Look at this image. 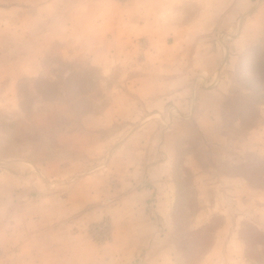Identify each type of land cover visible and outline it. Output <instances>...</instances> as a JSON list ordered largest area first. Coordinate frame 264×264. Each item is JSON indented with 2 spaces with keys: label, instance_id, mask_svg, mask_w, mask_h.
Wrapping results in <instances>:
<instances>
[{
  "label": "rangeland",
  "instance_id": "rangeland-1",
  "mask_svg": "<svg viewBox=\"0 0 264 264\" xmlns=\"http://www.w3.org/2000/svg\"><path fill=\"white\" fill-rule=\"evenodd\" d=\"M23 1L0 0V264H264V0H154L202 17L151 38L109 0L125 35L98 48Z\"/></svg>",
  "mask_w": 264,
  "mask_h": 264
},
{
  "label": "crops",
  "instance_id": "crops-1",
  "mask_svg": "<svg viewBox=\"0 0 264 264\" xmlns=\"http://www.w3.org/2000/svg\"><path fill=\"white\" fill-rule=\"evenodd\" d=\"M152 1L151 0H131L130 9L133 11L132 16H135V18L144 22L143 24L139 22L136 28H134L135 32L133 34V37L140 38L144 36L145 34L147 38H151V36L149 35L151 31L154 29L155 25H157L158 27L161 26V22L155 21V20H160V19L163 20V18L171 19L170 26H172V28L170 29L172 30L175 28H180V27H183L184 29L191 28L193 27L191 25L195 23L194 21H196L197 18L201 20L202 16L199 13L197 14V18L194 19L193 17H187L185 18V23L183 24L178 23V25H176V23H174L175 21H172V19L178 18V16L181 13V9H179L180 7L178 8L174 7L175 4H172L171 6L166 4V6L164 7L162 4L154 2V0ZM181 2H183V4L185 5L184 0H181ZM21 3L26 4L27 1H23ZM28 3H32V6H27L26 4L23 7V9L25 10L23 14H25L26 12L32 11V14H33L32 18H34L35 20V25H36V21L38 22L37 23L38 25L40 24L43 17L46 16L44 14L47 13V10L50 13V15L55 12L62 13L64 11V8L60 5L64 3L66 5H69L66 8V12H63L65 13L66 18L71 17L72 19L75 18V19L84 20L85 26H82L81 28H69L70 26H66L67 28H64V29H68V30H64L65 32V34H63L64 40L69 39V38H72V39L77 38L78 40H83L82 41L83 43L88 41L89 45H91V47L94 48L96 46H102L106 44L107 42H111V41H108V39H106L108 38L109 33H112L113 35L118 34L119 38L125 35L124 31L119 29L120 26L117 28L114 26L113 21L105 19L106 18L105 16L110 10L111 3H113L112 1H109V0H35V2H28ZM165 3L166 2H163V4ZM23 14L20 13L19 16H17L19 23L21 22L20 16H22ZM100 14L102 18H100ZM204 18H208L210 23H212V21L213 23H215L217 19V14L212 13L211 11L209 13V16H205ZM163 26H165V24ZM18 28H19V31H18L19 33L26 32L25 30H22L23 28L21 26H18ZM53 31L55 35H58L59 33L58 30L57 31L56 29L50 30V32H53ZM68 31H69V35L70 33H72V36H70L69 38L65 37V35H68ZM170 36L171 35L167 34V36L165 37L166 42L169 41L168 38ZM180 37H181L180 40L182 42L185 41L184 40L185 36L184 37L180 36ZM56 38L58 37L56 36ZM85 46L86 45H84L83 50H88L89 48H91V47L85 48ZM71 49L72 51H74L73 48ZM11 65L12 64L9 63V67ZM12 68L17 69L16 67H12ZM10 81L12 82L13 80L10 79ZM209 109L211 110L213 108L208 107L206 110H209ZM143 192L145 193L144 195H147L145 191ZM37 227L38 226L35 225V228ZM37 233L38 232H32L28 234L27 236H25L23 244L21 245V248H19V254L21 255L23 254L25 259L29 257L28 249L31 246L33 247L37 246V243L35 244L33 242V239L36 237L35 234ZM37 252L38 250H36V253Z\"/></svg>",
  "mask_w": 264,
  "mask_h": 264
},
{
  "label": "trees",
  "instance_id": "trees-1",
  "mask_svg": "<svg viewBox=\"0 0 264 264\" xmlns=\"http://www.w3.org/2000/svg\"><path fill=\"white\" fill-rule=\"evenodd\" d=\"M257 235H258L259 239L263 240V243H264V232L258 231ZM244 240H245V243L247 244V242H248L247 238H244Z\"/></svg>",
  "mask_w": 264,
  "mask_h": 264
}]
</instances>
